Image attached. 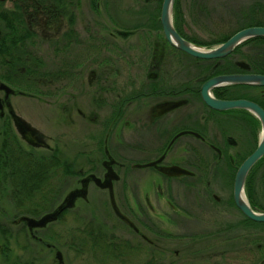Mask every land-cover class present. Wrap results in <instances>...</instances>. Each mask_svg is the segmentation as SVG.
<instances>
[{
	"label": "flooded vegetation",
	"instance_id": "af4514ba",
	"mask_svg": "<svg viewBox=\"0 0 264 264\" xmlns=\"http://www.w3.org/2000/svg\"><path fill=\"white\" fill-rule=\"evenodd\" d=\"M199 1H207L210 6V2L217 0ZM255 1L223 3L231 16L230 22L225 23L229 24L228 33L236 21L232 14L242 4L249 18L256 16L264 22V13H251ZM117 2L54 0L53 8H48L44 0H0V9L4 10L1 12L8 17L7 23L0 24V40L3 30L32 34L18 44L24 49L21 61L29 69L19 67L4 80L1 64H11L13 60L8 53L5 58L0 53V135L6 137V155L10 160L14 156L36 158L39 165H43L45 158L68 160L75 173L63 179L62 186L59 175L54 176V188H49L53 192L47 200L42 171L37 178L40 188L11 185L0 188V264H36L38 257L24 261L14 256L13 239L22 233L34 242L38 254L48 251L55 255L56 264H66L61 252L66 248L91 257L100 255L102 264H174L176 261L185 264L189 260L202 264L211 258L220 260L215 264H221L226 259L249 256L253 251L260 256V264H264V223L249 219L237 206L235 197L237 173L260 143V120L244 109L218 111L206 105L201 88L209 79L220 76L209 77L222 63L207 66L208 60L191 57L172 46L161 21L160 25L150 24L149 20L145 25L120 21L117 13L120 12L122 19L125 11L118 10ZM131 2L129 14L136 8L138 14L146 15L159 7V0ZM184 5L185 0H180L181 20L174 17L175 30L194 44L204 42L189 35L184 18L187 12L209 17V6L205 11L197 8L196 0L186 3L185 9ZM216 5L215 11L222 9V4ZM254 27L262 26L248 28ZM140 31L149 32L154 39L147 80L135 78L132 85L108 86L111 79L108 66L125 60L116 41ZM80 33L85 35V40L80 39ZM260 38L264 37L250 40ZM4 45L9 49L10 40ZM45 45L57 60L50 80L44 79ZM83 45L88 57H71ZM97 47L103 55L111 47L120 56L92 57ZM254 49L251 45L247 47L248 60L238 63L244 71L238 74H256L253 61L258 57ZM259 58L264 61V45ZM93 64L104 73L92 69ZM86 71L90 83L85 94L69 100L71 106L66 108L68 116H65L68 124H76L73 115L77 114L95 132L84 135V140H75L83 141L86 150L71 156L57 146H50V139L21 116L14 99L40 101L46 96L61 97L74 89L81 92ZM94 78L99 80L96 85H92ZM51 85L54 87L45 88ZM239 86L250 89L237 95V86H230L213 89L211 93L223 101L248 100L264 110V87ZM82 98L87 101L85 106L77 104ZM87 109L88 113L84 111ZM30 139L39 145H33ZM18 144L20 149L16 147ZM79 160L84 163L78 168ZM261 160L250 171L243 193L257 213H264V188H247V182ZM71 182L77 185L68 192ZM61 188H65L62 196ZM84 188L86 194L74 200L75 207L63 210L55 221L31 229L24 220L43 219L63 205L69 194L82 192ZM90 188L101 192L103 199L99 202L89 199ZM80 201L85 206L98 203L105 215L94 217L84 211L78 216L71 215ZM5 204L15 210L7 212L3 209ZM183 256L185 259H181Z\"/></svg>",
	"mask_w": 264,
	"mask_h": 264
},
{
	"label": "rangeland",
	"instance_id": "374dc122",
	"mask_svg": "<svg viewBox=\"0 0 264 264\" xmlns=\"http://www.w3.org/2000/svg\"><path fill=\"white\" fill-rule=\"evenodd\" d=\"M190 0H185V6L187 8L186 3L188 4ZM228 0H217L215 3L210 2L209 9V17H198L196 13H185V24L186 28L189 32V35L195 36L201 40L206 42H210L211 40L217 39L223 34H227L230 28L228 27L229 24H225L230 22L231 16L229 11L226 7L223 6V3H227ZM118 10L125 11L124 17L121 19L120 12L117 13L118 18L120 21H124L126 24H136L143 21V14H138L136 8L133 14L128 13V9L132 5L131 0H118ZM136 4V3H135ZM216 4H222V9L218 8L215 11L214 6H218ZM142 6V5H141ZM133 7H131L132 9ZM214 8V10H213ZM80 39L85 40L86 37L83 33H80ZM154 39L151 38L149 32L140 31L135 33L131 37L125 40H117L116 46L121 51V56L123 53L125 54V60L118 61V63L111 62V65L108 66V73L111 76V79L108 81V86H113L117 88L120 87L122 84L124 85H132L134 79H139L142 82L147 80L148 71V63L151 58V49L152 43ZM217 47V46H215ZM214 47V48H215ZM94 48V47H93ZM96 48V47H95ZM209 49V48H208ZM42 56L44 58V63L46 65L45 70L47 72H53L54 66L57 63L56 58L53 56V53L49 51L47 45L44 46L42 49ZM95 50L94 55L92 57H119L120 55L117 51H114L111 47L109 48V52L104 51V55L101 54L102 49L97 47ZM99 52V53H98ZM77 56H84L88 57L89 53L87 48L83 45L82 48L73 51V55L71 57ZM97 55V56H96ZM91 57V56H89ZM92 69L99 70L101 72L102 68H98L97 65H92ZM88 72L86 71L83 74V78L85 81L82 85L81 92L77 90H70L69 93L61 95V97H49L46 96L43 100H26L22 97H18L14 99L15 106L18 112L24 117L28 122H30L39 132L43 133L44 136L49 140L50 146L52 147H59L62 152L73 155L75 152L84 151L86 148L83 146V141H78V139L84 140L82 137L86 134H90L95 132V130L90 126L89 122L86 123L85 120L79 119L78 116H74V121L76 124H68V113L65 112L68 106H71L69 100H72L73 97H80L85 94V90L89 85L90 81H88ZM104 73V72H103ZM92 85H96L98 83V79H93ZM119 83V85H118ZM54 85L45 87V88H53ZM72 104H76L73 103ZM77 104L80 106H85L87 101L85 98L77 100ZM86 109V108H85ZM86 113L89 112V109L84 110ZM60 140V141H59ZM76 140V141H75ZM69 157V156H68ZM80 161V160H79ZM83 161L78 162V168L83 166ZM76 182H71L68 192L75 188ZM90 195L89 199H93L96 202H99L100 199H103V194L98 192L95 188H90ZM69 194V193H68ZM10 205L5 204L3 207L6 208L7 212L14 211L15 209ZM87 212L88 215L94 217H100L105 215L104 208L102 209L99 207L98 203L95 205L92 204L91 206H85L82 204V201L77 203V208L71 215L78 216L79 212ZM17 230V229H15ZM13 250L14 256L19 257L24 261H30L34 258L38 257V261L36 264H56V257L52 253L48 251L40 252L38 254V250L35 245H32L34 242L27 239L25 234H16L15 239H13ZM80 247H78L79 249ZM63 255L65 256L66 264H102L103 257L94 256L91 257L89 254H79L74 253L70 250L63 249L61 250ZM249 256H241L235 257L231 260H223L221 264H260V256L257 254L256 251H253L249 254ZM181 259H185L184 256ZM172 260H176L174 257ZM215 261H220L218 259L211 258L210 260H205L202 264H215ZM185 264H195L192 260L188 262H184ZM174 264H180L177 261Z\"/></svg>",
	"mask_w": 264,
	"mask_h": 264
},
{
	"label": "trees",
	"instance_id": "16d2710c",
	"mask_svg": "<svg viewBox=\"0 0 264 264\" xmlns=\"http://www.w3.org/2000/svg\"><path fill=\"white\" fill-rule=\"evenodd\" d=\"M163 0H159V7L156 12H148L143 14V21H141V25H145L148 21L150 24H157L160 25V10H161V4ZM46 3L45 5L48 6V8H53V2L54 0H44ZM262 2V3H261ZM180 0H177V6L174 5V17L177 18V20H181V12L179 8ZM253 12L252 14L256 15V13H264V0H256L254 2ZM196 7L200 8L202 10H207V1L200 2L199 0H196ZM258 9V10H257ZM3 9H0V24L7 23L8 17L5 14ZM233 18L236 20L233 26V29L227 33L223 34L220 38L211 40L210 42H196L197 45L211 48L216 45L222 44L226 42L231 36H233L236 32L252 27V26H262L264 27V22L259 21L256 19V16L248 17L247 16V10L245 6L242 4L240 5L236 11L233 12ZM30 32H24L19 30H12L11 33H8L7 31L3 30L2 38L0 40V53L4 57L7 53L9 57L13 60V63H2L1 66L3 67L2 75L3 79L5 80L6 77H10L13 75L14 72L17 71L19 67H26L30 68L29 65L22 62V51L24 50L21 46H18L20 42H24L28 40L31 37ZM9 39L11 42V45H9V49L5 47L4 43H6V40ZM255 48V55L258 57L254 59L253 61V72L256 74L264 75V61L261 62V59L259 58L260 51L262 49V45H264V38L260 39H253L252 41L245 42L238 46L232 54L227 56V58L222 60H213V61H206V65L210 66L213 65V63L221 62L222 64L220 67L212 73L213 75L209 76H216V75H224V74H238L243 73L239 67L238 63H245L248 60L247 55V47ZM5 58V57H4ZM45 65V64H44ZM46 66V65H45ZM11 68V69H10ZM211 71V70H210ZM20 72V71H19ZM44 79L50 80L51 79V72L44 71ZM209 71H205V73L208 74ZM210 73V72H209ZM237 95L242 90L250 89L247 86H237ZM246 98V97H245ZM264 104V102L262 103ZM3 130L5 128L3 127ZM5 134V133H4ZM6 137L0 135V188H8V185H11L12 188H40L39 183H37V178L40 177V171H42L41 176L43 177V184L42 188H45V199H48L49 195H52L53 190H50L49 188H54V181L53 177L57 174L59 175V185L62 186L63 179H66L68 176H73L74 173V166L69 163L68 160L64 159H57V161H53L50 158H45L43 161V165L37 164L36 158H29V159H18L14 156L12 160H10L6 155ZM16 147H20V144H18ZM14 151H17L14 147ZM39 165V166H38ZM264 159L261 160L259 165L253 170L252 174L250 175V178L247 182V188H264ZM39 171V173H38ZM65 188H61V196L64 193ZM15 195H21L20 193H14ZM48 209V208H46ZM252 225H256L255 223L251 222Z\"/></svg>",
	"mask_w": 264,
	"mask_h": 264
},
{
	"label": "water",
	"instance_id": "95a60500",
	"mask_svg": "<svg viewBox=\"0 0 264 264\" xmlns=\"http://www.w3.org/2000/svg\"><path fill=\"white\" fill-rule=\"evenodd\" d=\"M175 1L176 0L163 1L160 17L163 32L167 41L172 46L185 52L191 57L202 60L223 59L232 54L234 50L244 42L252 38L264 37V27H254L237 32L229 40L215 48L208 49L206 47L195 45L182 38L174 28L173 10ZM241 66L243 67V65ZM239 85L264 87V76L256 74H230L216 76L203 84L201 94L206 105L214 110L226 111L232 109H244L252 112L261 122L262 135L259 146L256 151L244 161L237 173L235 180V197L237 206L249 219L255 222L264 223V213L255 212L250 207L247 200L243 199L246 179L253 167L264 157V110L258 104L248 100L223 101L215 98L211 93L213 89ZM31 143L33 145H39L38 142L31 141ZM81 194H86V188H84L82 192H73L69 194L63 205L53 213L46 215L43 219L37 221L32 218H24V220L28 222L31 229L42 227L49 222L55 221L63 210L73 209L75 207L74 200ZM59 256L61 258V255Z\"/></svg>",
	"mask_w": 264,
	"mask_h": 264
},
{
	"label": "bare ground",
	"instance_id": "6f19581e",
	"mask_svg": "<svg viewBox=\"0 0 264 264\" xmlns=\"http://www.w3.org/2000/svg\"><path fill=\"white\" fill-rule=\"evenodd\" d=\"M243 199L246 200L244 196H243Z\"/></svg>",
	"mask_w": 264,
	"mask_h": 264
}]
</instances>
